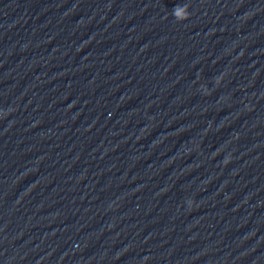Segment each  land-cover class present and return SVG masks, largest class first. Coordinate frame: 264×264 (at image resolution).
Returning <instances> with one entry per match:
<instances>
[{
	"label": "clouds",
	"instance_id": "9594fccd",
	"mask_svg": "<svg viewBox=\"0 0 264 264\" xmlns=\"http://www.w3.org/2000/svg\"><path fill=\"white\" fill-rule=\"evenodd\" d=\"M190 15L191 14L189 12V5L188 4H185L183 7L176 5L173 8V16L180 21L188 20L190 18ZM218 83H219V81H218ZM208 94H210V92ZM9 114H10V111L7 112V115H9ZM229 160H225V163H228ZM188 204H189V208H191L193 206V200L189 199Z\"/></svg>",
	"mask_w": 264,
	"mask_h": 264
}]
</instances>
